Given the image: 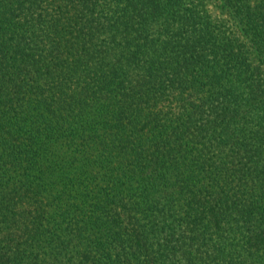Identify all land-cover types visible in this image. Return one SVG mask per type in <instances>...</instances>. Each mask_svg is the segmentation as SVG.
<instances>
[{"label": "trees", "instance_id": "1", "mask_svg": "<svg viewBox=\"0 0 264 264\" xmlns=\"http://www.w3.org/2000/svg\"><path fill=\"white\" fill-rule=\"evenodd\" d=\"M0 264H264V0H0Z\"/></svg>", "mask_w": 264, "mask_h": 264}]
</instances>
